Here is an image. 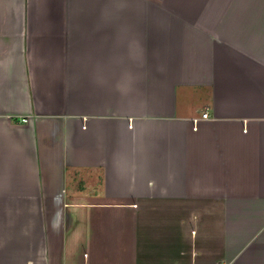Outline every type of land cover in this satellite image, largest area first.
Wrapping results in <instances>:
<instances>
[{"label": "crops", "instance_id": "obj_1", "mask_svg": "<svg viewBox=\"0 0 264 264\" xmlns=\"http://www.w3.org/2000/svg\"><path fill=\"white\" fill-rule=\"evenodd\" d=\"M0 264H264V0H0Z\"/></svg>", "mask_w": 264, "mask_h": 264}, {"label": "built area", "instance_id": "obj_2", "mask_svg": "<svg viewBox=\"0 0 264 264\" xmlns=\"http://www.w3.org/2000/svg\"><path fill=\"white\" fill-rule=\"evenodd\" d=\"M203 118H207L208 117V114L207 113H204L203 115ZM22 122H26L27 121V118H22L21 119ZM195 121V124H197V120H194ZM194 128L196 129V127L194 126Z\"/></svg>", "mask_w": 264, "mask_h": 264}]
</instances>
